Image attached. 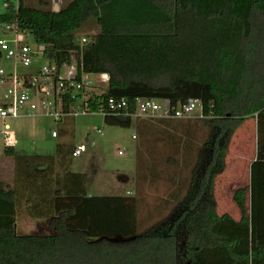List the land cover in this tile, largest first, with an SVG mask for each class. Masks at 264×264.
I'll return each instance as SVG.
<instances>
[{"label": "trees", "instance_id": "obj_1", "mask_svg": "<svg viewBox=\"0 0 264 264\" xmlns=\"http://www.w3.org/2000/svg\"><path fill=\"white\" fill-rule=\"evenodd\" d=\"M51 1L18 0L17 13L11 1L0 22L16 18L58 64L76 51L85 72L108 73L105 97L201 100L195 119L208 133L186 192L142 232L135 196L88 195L86 174L68 169L73 147L43 155L4 146L14 166L12 183L0 182V264H264V0H71L58 11ZM91 27L99 32L79 46L75 34ZM249 117L257 152L249 184L233 192L236 220L217 214L214 182ZM174 121L137 124L143 135ZM21 211L47 218L51 234H18Z\"/></svg>", "mask_w": 264, "mask_h": 264}, {"label": "rangeland", "instance_id": "obj_2", "mask_svg": "<svg viewBox=\"0 0 264 264\" xmlns=\"http://www.w3.org/2000/svg\"><path fill=\"white\" fill-rule=\"evenodd\" d=\"M69 0H52L59 7ZM37 4L36 0H32ZM4 10H0V13ZM98 29V27H97ZM99 31L93 27L77 32L74 41L86 36L88 42ZM32 48L36 45L29 38ZM10 61L5 57L0 66L9 68ZM96 82L95 75H91ZM164 104L163 100H159ZM199 111L194 110L193 115ZM146 119H132L129 126L108 124L99 112L79 114L55 122L51 117H20L10 119L7 124L14 131L16 143L14 150L25 154L55 155L58 143L67 147L85 144L86 149L80 156L71 157L68 169L86 174V189L89 195H133L138 199V232L166 216L174 206L172 194L182 196L187 189L196 152L206 138L208 128L202 127L195 118L174 119L167 126V133L156 125L155 132L150 129L140 134L138 124ZM2 124L0 122V128ZM160 127V128H159ZM98 129L101 132H98ZM56 130L57 136L51 132ZM166 130V129H164ZM255 146V127L247 121L237 129L229 143L222 172L215 178L214 198L218 215L227 213L234 219L240 212L233 201L237 187L249 184V160L238 158L241 151L250 154ZM4 143L0 134V157ZM119 151L122 153L119 154ZM170 157L171 160L167 161ZM12 157H7L3 170L4 181L13 180ZM11 169V170H10ZM47 218L32 219L25 211L16 215L18 234H51Z\"/></svg>", "mask_w": 264, "mask_h": 264}, {"label": "built area", "instance_id": "obj_3", "mask_svg": "<svg viewBox=\"0 0 264 264\" xmlns=\"http://www.w3.org/2000/svg\"><path fill=\"white\" fill-rule=\"evenodd\" d=\"M11 1L17 13L18 0H0V10L5 11ZM29 38L35 48L31 47ZM87 42V37L82 36L77 44L82 46ZM3 57L10 61L8 69L0 66V134L5 147H14L16 143L7 121L20 117L48 116L55 122L90 112L129 121L204 117L203 103L196 98L172 104L165 98L140 96L130 102L125 97H105L108 73L85 72L76 51L71 52L69 62L58 64L45 54L44 46L31 33L19 27L16 18L11 23L0 22V60ZM91 75H95V83ZM195 109L199 111L196 116L192 114ZM51 135L56 137L57 131ZM85 149V144L76 145L71 156H80Z\"/></svg>", "mask_w": 264, "mask_h": 264}, {"label": "crops", "instance_id": "obj_4", "mask_svg": "<svg viewBox=\"0 0 264 264\" xmlns=\"http://www.w3.org/2000/svg\"><path fill=\"white\" fill-rule=\"evenodd\" d=\"M71 0H69L68 2H70ZM67 2V3H68ZM66 4V3H65ZM64 5V4H63ZM59 6V5H58ZM60 8V7H59ZM247 121H252L254 123V127H255V146H254V149L252 150V152H250V154H246L244 153L243 151H241L240 155L238 156V158H246L249 160V164L248 166L250 167V164L251 162L255 159L256 157V152H257V126H256V118L255 117H249L247 118L242 124L241 126H243ZM241 126H239L237 129H239ZM7 158V156L4 155V153L1 155L0 157V171L3 170V167H4V162H5V159ZM11 167V166H10ZM12 168V172H13V167ZM11 170V169H10ZM0 182H3L5 184H11L12 181H4V178L1 176V173H0ZM89 195V194H88Z\"/></svg>", "mask_w": 264, "mask_h": 264}, {"label": "water", "instance_id": "obj_5", "mask_svg": "<svg viewBox=\"0 0 264 264\" xmlns=\"http://www.w3.org/2000/svg\"><path fill=\"white\" fill-rule=\"evenodd\" d=\"M53 10H54V11H58V10H59V6H58V4H54V5H53ZM98 31H99V27H98Z\"/></svg>", "mask_w": 264, "mask_h": 264}]
</instances>
